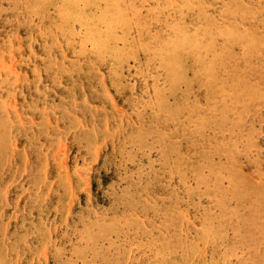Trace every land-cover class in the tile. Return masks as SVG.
I'll return each mask as SVG.
<instances>
[{"label":"rangeland","instance_id":"rangeland-1","mask_svg":"<svg viewBox=\"0 0 264 264\" xmlns=\"http://www.w3.org/2000/svg\"><path fill=\"white\" fill-rule=\"evenodd\" d=\"M0 200V264H264V0H0Z\"/></svg>","mask_w":264,"mask_h":264},{"label":"bare ground","instance_id":"bare-ground-1","mask_svg":"<svg viewBox=\"0 0 264 264\" xmlns=\"http://www.w3.org/2000/svg\"><path fill=\"white\" fill-rule=\"evenodd\" d=\"M147 1V0H146ZM175 1V0H174ZM136 2V1H135ZM42 3V2H41ZM178 3V2H177ZM146 4V3H145ZM143 5V4H142ZM178 5V4H177ZM215 6H217V5H215ZM219 6V5H218ZM193 7V6H192ZM64 8V7H63ZM65 10V9H64ZM64 12V11H63ZM67 12V11H66ZM65 13V12H64ZM111 13V12H110ZM69 14V13H68ZM128 14V13H127ZM66 15V14H65ZM65 17V16H64ZM72 19H74L73 17H71ZM78 18V17H77ZM189 18V17H188ZM70 19V18H69ZM76 19V18H75ZM175 19V18H174ZM79 20L80 19H78V22H79ZM95 20V19H94ZM83 22V21H82ZM69 23V22H68ZM81 23V22H80ZM81 28H83V27H81ZM84 29V28H83ZM88 29V28H87ZM91 28H89V30H90ZM86 30V29H85ZM66 31H67V29H66ZM83 31V30H82ZM53 33V32H52ZM65 33V32H64ZM131 34V33H130ZM88 35V34H87ZM87 35H85V36H87ZM108 35H110V34H108ZM89 36V35H88ZM54 37V36H53ZM86 38V37H85ZM84 38V39H85ZM108 38V37H107ZM90 39V38H89ZM87 40V39H86ZM100 40V39H99ZM108 40V39H107ZM98 41V40H97ZM73 42V41H72ZM233 42V41H232ZM106 44V43H105ZM99 48V47H98ZM81 49V48H80ZM48 51V50H47ZM74 56V55H73ZM67 62H68V60H67ZM50 69V68H49ZM46 72V71H45ZM57 93H59V92H57ZM100 162V161H99ZM263 173V172H262ZM84 177V176H83ZM1 201V200H0ZM58 206V205H57ZM185 206V205H184ZM66 213V212H65ZM159 213V212H158ZM65 218V217H64ZM220 224H221V222H220ZM94 228V227H93ZM259 229V228H258ZM229 232V231H228ZM224 241V240H223ZM249 252V251H248ZM230 260V259H229Z\"/></svg>","mask_w":264,"mask_h":264}]
</instances>
